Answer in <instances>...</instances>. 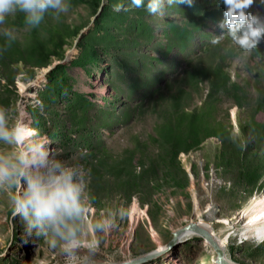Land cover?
<instances>
[{
	"label": "rangeland",
	"instance_id": "rangeland-1",
	"mask_svg": "<svg viewBox=\"0 0 264 264\" xmlns=\"http://www.w3.org/2000/svg\"><path fill=\"white\" fill-rule=\"evenodd\" d=\"M121 2L102 0L96 12L88 3L66 0V12L49 11L38 26L27 25L22 12L0 24L9 51L0 54V109L9 116L23 113L48 136L49 148L82 174L88 221H109L106 231L87 233L97 244L80 249L77 264L144 256L199 219L210 222L228 258L264 264V241L243 232L245 221L239 218L253 198L264 195V129H244L264 89V49L244 52L226 32L212 45V36L224 31L219 27L223 5L215 0L166 6L163 15ZM105 8L109 21L102 16ZM249 10L264 14V5L254 3ZM54 25L78 30L62 41L61 59L47 51ZM6 28L13 30L10 42L2 35ZM218 46L230 55L233 79L249 82L242 95L221 89L215 97L214 115L225 122L226 132L185 151L169 133L166 121L174 106L166 88L186 85L189 108L201 104L208 86L185 69L199 67L197 57ZM255 120L263 122L264 113ZM216 255L193 232L140 264H216ZM0 264H65L60 249L25 232L3 189Z\"/></svg>",
	"mask_w": 264,
	"mask_h": 264
},
{
	"label": "clouds",
	"instance_id": "clouds-1",
	"mask_svg": "<svg viewBox=\"0 0 264 264\" xmlns=\"http://www.w3.org/2000/svg\"><path fill=\"white\" fill-rule=\"evenodd\" d=\"M223 5L224 30L213 35L210 43L217 45L224 33L244 52L257 48L264 38V14L250 11L254 3L264 0H215ZM193 0H130L132 7L143 8L152 15H163L166 6L188 5ZM66 0H0V24L8 15L24 13L27 25L38 26L45 14L66 12ZM119 11V6L116 7ZM6 42L15 37L12 29H4ZM50 140L31 125L21 112L9 116L0 109V189L9 193L13 215L18 217L28 235L44 237L51 249L65 254V264H77L78 251L94 249L97 241L87 233L106 231L109 221H88V201L84 194L82 174L76 165L62 159L49 148Z\"/></svg>",
	"mask_w": 264,
	"mask_h": 264
},
{
	"label": "trees",
	"instance_id": "trees-1",
	"mask_svg": "<svg viewBox=\"0 0 264 264\" xmlns=\"http://www.w3.org/2000/svg\"><path fill=\"white\" fill-rule=\"evenodd\" d=\"M77 1L94 6L96 12L98 11L100 2H102V0ZM126 2H130V0H122L121 6L126 5ZM140 11L145 10L142 8ZM102 16L106 21H109L111 19L110 9L107 11L105 8L102 12ZM103 24H105V22ZM52 29L53 33L51 39L48 44H46L48 47L47 51H50L49 53L53 54L57 59H61L65 53V49L62 48V41L67 38V34L69 33L71 34L70 37H76L78 35V30H72V28L68 26L59 25H54ZM212 49L205 55H201L200 58L197 57V59L201 60L199 67L193 64L195 68L190 69V67H187L185 69L187 73L191 72L193 77L197 79L201 85L208 86L207 96L201 104L189 108L190 105L187 104L184 98L188 92L186 91V85L175 90L170 87L169 89H171V91L166 88L169 94L172 93L170 94V101L172 106H174L170 117L166 121V123H168L169 133L172 134H170V136L174 138L177 145H183L185 151L194 150L207 138L211 136H222L226 132L227 125L225 122L214 115L217 110L215 97L220 94L221 89L242 95V87L249 82L248 79L246 81L244 80L246 78H243V81H245L244 83L233 79L227 64L230 55L226 48L218 46ZM259 49H264V42L262 39L257 45V48H255V50ZM8 52L5 42L0 39V54L3 55ZM50 60L52 59H49V61ZM183 98L184 100L182 101ZM240 99L242 98L238 97L237 101L239 102ZM252 113L253 116L251 120L245 124L244 129L249 126H262L264 129V121L258 122L255 120V114L264 113V89L259 91Z\"/></svg>",
	"mask_w": 264,
	"mask_h": 264
},
{
	"label": "water",
	"instance_id": "water-1",
	"mask_svg": "<svg viewBox=\"0 0 264 264\" xmlns=\"http://www.w3.org/2000/svg\"><path fill=\"white\" fill-rule=\"evenodd\" d=\"M188 232H195L201 235L205 240H207V242L216 251V254H217L216 260H215L216 264H239L238 262L227 257L223 242L214 234V232L211 229L201 226L197 221H194V220L177 228L172 233L173 236L171 240L168 241L164 247L157 248L156 250H153L144 256L137 257V258L125 261V262H121V263H115V264H140V263L152 260L166 253L167 251L171 250L174 246L178 245L181 242L182 238Z\"/></svg>",
	"mask_w": 264,
	"mask_h": 264
},
{
	"label": "bare ground",
	"instance_id": "bare-ground-1",
	"mask_svg": "<svg viewBox=\"0 0 264 264\" xmlns=\"http://www.w3.org/2000/svg\"><path fill=\"white\" fill-rule=\"evenodd\" d=\"M239 218L245 221L242 227L243 232L253 234L254 237L264 241V195L259 198H253L249 204L240 211ZM197 222L199 224L201 223L205 228H212L210 222L208 223L203 219H199ZM192 233L193 232H188L184 237L189 236ZM159 248L162 247L160 246Z\"/></svg>",
	"mask_w": 264,
	"mask_h": 264
}]
</instances>
